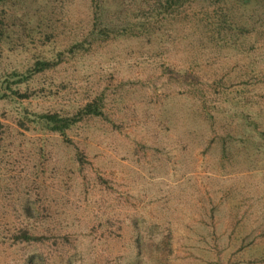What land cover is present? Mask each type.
Returning a JSON list of instances; mask_svg holds the SVG:
<instances>
[{
	"label": "rangeland",
	"instance_id": "374dc122",
	"mask_svg": "<svg viewBox=\"0 0 264 264\" xmlns=\"http://www.w3.org/2000/svg\"><path fill=\"white\" fill-rule=\"evenodd\" d=\"M98 3L0 1V264H264V1L196 0L147 37L123 30L137 0ZM223 3L246 30L211 39L197 13ZM95 98L64 136L32 122Z\"/></svg>",
	"mask_w": 264,
	"mask_h": 264
},
{
	"label": "trees",
	"instance_id": "16d2710c",
	"mask_svg": "<svg viewBox=\"0 0 264 264\" xmlns=\"http://www.w3.org/2000/svg\"><path fill=\"white\" fill-rule=\"evenodd\" d=\"M1 1V0H0ZM97 3L99 0H93ZM139 2V6L137 7V12L135 14L134 26L129 25L130 27H125L124 32H129L130 35L143 34L146 37L150 35L151 29L153 26L158 25L159 21L165 20L168 18H173L182 12L186 7V10H190L191 6L196 0H137ZM239 2L246 5L250 3L251 0H238ZM264 1V0H260ZM226 4L223 3L222 7H214L209 10L207 7L202 8L198 11L200 21L202 22V26L204 27V33L209 36L211 39L217 36V39L223 40L225 34L228 31L236 30L237 32L242 33L245 27L241 25H235L231 23V19L228 17V12H225ZM188 13V12H187ZM186 13V14H187ZM94 28L98 32L100 37L107 36V29L102 27L101 21L98 17L95 18L93 23ZM1 36V32H0ZM84 44L82 42H78L73 44L69 49H67V53L72 55L82 49ZM62 53L57 54V59H39L36 60L32 67L26 69L23 73L13 72L12 75L16 77L15 83L21 84L24 81H27L33 74L43 72L45 70L52 69L56 67L62 61ZM6 92H0L1 98H9L10 95H18V93L12 89L10 86H5ZM22 97H27V94H22ZM100 104L101 98H95L91 102L85 103L82 107L78 108L74 113L70 115H60L57 113H42L35 114L33 117V123L41 127L44 131L50 133H57L61 136H64L66 130L70 129L72 126L81 122L84 118L100 116ZM21 126H25L23 123H20ZM80 156L77 157V160L80 161ZM25 212H28V208L24 209ZM12 239L18 242H41L42 237L31 234L27 229L19 230L15 235H12ZM34 262V256L27 257L23 264H32Z\"/></svg>",
	"mask_w": 264,
	"mask_h": 264
}]
</instances>
